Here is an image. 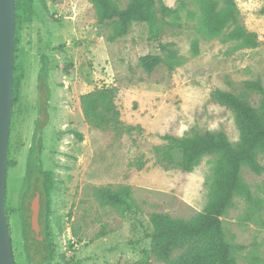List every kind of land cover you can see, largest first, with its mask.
Here are the masks:
<instances>
[{
  "label": "rangeland",
  "instance_id": "obj_1",
  "mask_svg": "<svg viewBox=\"0 0 264 264\" xmlns=\"http://www.w3.org/2000/svg\"><path fill=\"white\" fill-rule=\"evenodd\" d=\"M112 1L120 9L130 2ZM234 1L238 24L256 35L255 47L227 40L233 25L209 36L197 0H159L177 16L159 22L156 36L146 24L133 23L127 35L114 41L112 25L98 21L88 0H43L44 5L35 0L32 22L23 26L17 47L20 79L12 98L7 157L15 165L7 169L5 197L15 264H45L32 246V261L27 257L20 214V205L29 209L31 202L30 197L21 201V190L38 130L42 167L52 184L49 264H165L145 254L151 216L190 220L201 213L217 158L203 157L191 172H183L163 161L164 136L222 132L235 145L239 133L234 115L215 103L212 93L230 92L254 108L264 96V0ZM169 50L176 57L172 69L165 63L151 73L139 67L140 57L165 58ZM43 68L47 75L40 80ZM255 82L263 94L247 87ZM104 87L115 90L118 125L96 130L84 120L80 97ZM44 117L42 130L39 120ZM72 131L81 133L82 140ZM257 161L263 167L260 174L246 166L240 172L252 203L236 195L221 217L236 264H264V155L258 154ZM121 187L130 189L136 210L123 213L99 201L98 190Z\"/></svg>",
  "mask_w": 264,
  "mask_h": 264
},
{
  "label": "trees",
  "instance_id": "obj_2",
  "mask_svg": "<svg viewBox=\"0 0 264 264\" xmlns=\"http://www.w3.org/2000/svg\"><path fill=\"white\" fill-rule=\"evenodd\" d=\"M95 7L98 21L113 27L114 41L128 34L133 23H144L152 36L158 30V23H163L167 16L176 17L177 12L159 0H130L127 7L120 9L112 0H88ZM43 3V0H41ZM201 13V24L209 36H218L229 25L234 28L226 36L227 40L241 41L244 46L255 47L256 35L247 33L238 24V12L234 0H197ZM35 0H14V68H13V99L15 100L20 76L17 71V47L22 40L23 26L32 22L35 14ZM44 5V3H43ZM197 41L192 43V53L197 54ZM161 45L160 49L165 50ZM165 63L169 69L176 64L173 51H168L165 58L160 55L147 54L139 58L138 65L146 73H151L157 66ZM47 71L42 69L39 79L45 80ZM248 88L263 94L259 82L249 83ZM215 103L232 112L239 133V141L233 145L225 133L205 131L183 137L164 136L167 142L163 150V161L179 167L183 172H191L199 161L206 156L217 159L212 170L209 184L208 201L204 210L190 220L173 219L167 215L151 216L152 232L149 235L150 249L145 254L154 256L165 264H236L232 248L226 241L221 217L233 203V198L240 195L252 203L249 188L240 177L241 168L246 166L254 173L260 174L263 167L257 161V155H264V96L258 108L252 107L247 101L230 92L215 90L212 93ZM115 90L100 88L80 97V105L85 122L89 127L107 130L116 129L119 113L114 103ZM45 114V111H43ZM47 114V113H46ZM44 120V121H43ZM40 122V129L46 127L47 117ZM42 131H35L32 144L28 150L27 167L22 180L21 201L32 197L33 192L40 195L39 225L42 241L39 242L30 229L26 208L20 205L22 218V236L24 251L32 261L33 251L42 254L45 264L53 258L52 246L48 233V193L52 184L42 167ZM78 140L81 133L72 131ZM10 140L8 143V154ZM179 155V156H178ZM178 156V158H177ZM15 167L9 160L7 169ZM30 194V195H29ZM99 201L106 206L120 209L123 213L137 209L130 196V189L121 187L117 190L100 189L97 192ZM22 203V202H21ZM5 198V211L8 219V208ZM28 208V207H27ZM32 246V247H30ZM177 253V254H175ZM254 264V263H250Z\"/></svg>",
  "mask_w": 264,
  "mask_h": 264
},
{
  "label": "water",
  "instance_id": "obj_3",
  "mask_svg": "<svg viewBox=\"0 0 264 264\" xmlns=\"http://www.w3.org/2000/svg\"><path fill=\"white\" fill-rule=\"evenodd\" d=\"M14 11V0H0V264H15L5 211L7 154L13 98ZM30 209V228L36 239L41 240L37 197L32 200Z\"/></svg>",
  "mask_w": 264,
  "mask_h": 264
},
{
  "label": "flooded vegetation",
  "instance_id": "obj_4",
  "mask_svg": "<svg viewBox=\"0 0 264 264\" xmlns=\"http://www.w3.org/2000/svg\"><path fill=\"white\" fill-rule=\"evenodd\" d=\"M39 114H40V116L42 115L43 116V108H41V110L39 111ZM42 142H43V140H42ZM33 196L32 197H30L31 198V202H32V200L33 199H35L36 197L38 198V204H39V213H40V207H41V201H40V195H39V193H37V192H33ZM30 195V194H29ZM31 202H30V205H31ZM26 211L27 212H30V217H31V209H30V206H29V209H27V207H26ZM29 225H30V219H29ZM38 227H39V229H40V225H39V214H38ZM31 229V228H30ZM32 231V230H31ZM40 231H41V229H40ZM33 232V231H32ZM34 233V232H33ZM42 234V233H41ZM34 236H35V233H34ZM35 238H36V236H35ZM37 241H39V242H41L42 241V239L41 240H37Z\"/></svg>",
  "mask_w": 264,
  "mask_h": 264
}]
</instances>
